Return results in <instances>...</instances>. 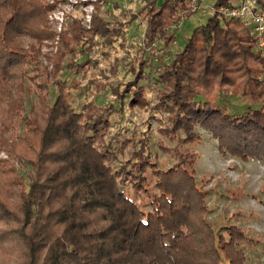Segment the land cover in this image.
<instances>
[{"label": "trees", "instance_id": "16d2710c", "mask_svg": "<svg viewBox=\"0 0 264 264\" xmlns=\"http://www.w3.org/2000/svg\"><path fill=\"white\" fill-rule=\"evenodd\" d=\"M233 2L218 0L207 23L160 67L158 105L168 113L167 134L178 142L200 141L196 127L208 125L212 131L218 127L220 140L240 156L263 157L264 50L246 21L220 11ZM47 8L44 0H0V121L5 125H0V148L11 151L2 132L21 125L25 153L19 154L27 157L26 145L35 148L33 158L19 159L32 168V184L21 191L19 209L10 210L0 197V210L15 217L10 226L16 230H3L23 239L26 264H252L241 247L248 229L230 224L218 231L207 217L206 193L194 170L196 153L160 144L175 160L169 168L160 167L146 136L112 133L119 109L86 101L76 111L63 81L53 104L49 82H35L40 94L26 114L30 83L37 76L28 68L36 70L32 63L39 51L24 48L23 39H46L40 24ZM196 10L190 0H150L134 14L146 22L145 48L161 40L169 46L175 41L170 28ZM107 24L97 17L86 29L75 19L64 32L65 51L87 53L95 36L111 34ZM138 63L135 78L117 90L122 105L128 96L131 107L150 104L139 84L145 62ZM68 64L79 71L90 65L73 59ZM231 95H244L259 106L233 114L217 102ZM16 179L23 187V176Z\"/></svg>", "mask_w": 264, "mask_h": 264}, {"label": "rangeland", "instance_id": "374dc122", "mask_svg": "<svg viewBox=\"0 0 264 264\" xmlns=\"http://www.w3.org/2000/svg\"><path fill=\"white\" fill-rule=\"evenodd\" d=\"M149 1L44 0L48 8L40 28L46 29V39H23L24 48L35 47L39 51L37 60L32 63L36 70L28 68L29 74L33 76L36 73L37 76L30 83L33 91L31 90L26 98V114L38 100L37 93L40 94L35 82H49V103L53 104L57 97L58 82L63 81L74 96L72 105L76 111H80L86 101H94L104 106L113 104L119 109L113 115L112 133L131 137L146 136L153 161L160 167L169 168L175 164L171 154L162 149L160 144L168 147L179 146L196 153L194 170L198 184L206 193L207 217L218 231H224V227L230 224L248 229V239L241 242V247L248 257L247 262L264 264V156H240L220 140L218 127L212 131L208 125L196 127L201 135L200 141L192 144L178 142L167 134L168 113L161 111L158 105L157 82L160 67L165 62L170 63L176 54L183 50L188 38L198 26L207 23L218 0H197L195 6L198 9L170 28V31L175 33L173 43L166 46L161 40L152 47L145 48L146 22L134 14ZM164 1L158 0V3ZM97 17L108 23L111 34L95 36L91 46H88L91 48L87 53L78 52L77 55H71L66 52L63 39L67 26H71L74 20L78 19L83 27L90 29ZM88 47L86 48L89 49ZM140 58L145 62L143 70L146 75L139 84L146 88L150 104L145 107H131L128 96L122 105V98L118 96L117 90L123 89L128 81L135 78L134 71L139 67ZM72 59L74 63L90 65L85 64L87 66L83 71H79L68 64ZM211 89L214 90V87ZM201 98L204 99H197ZM248 101L244 95H231L222 96L217 102L228 107L231 113L241 114L249 106H259L258 103L251 104ZM121 105L123 109H120ZM0 125L5 126L1 121ZM22 130L23 125L18 130H3L5 145L11 151L0 148V197L7 207L15 212L21 203V191L29 190L32 184V168L19 159L33 158L35 155V148L31 145H26L29 149V154L26 152L27 157L19 154L25 153V146L20 142ZM16 174L18 178L23 176V187L19 181L17 183ZM127 192L141 201L129 186ZM1 209L0 264H26L29 251L23 239L17 237L18 234L13 231L6 234V230H3L6 226L16 230L17 226H10L15 217L9 211L6 213L8 209Z\"/></svg>", "mask_w": 264, "mask_h": 264}, {"label": "built area", "instance_id": "2783aa9c", "mask_svg": "<svg viewBox=\"0 0 264 264\" xmlns=\"http://www.w3.org/2000/svg\"><path fill=\"white\" fill-rule=\"evenodd\" d=\"M197 0H190L193 9ZM220 11L227 17H238L246 21L252 31L259 50H264V8L259 0H238L232 6L223 5Z\"/></svg>", "mask_w": 264, "mask_h": 264}, {"label": "crops", "instance_id": "0c3cea01", "mask_svg": "<svg viewBox=\"0 0 264 264\" xmlns=\"http://www.w3.org/2000/svg\"><path fill=\"white\" fill-rule=\"evenodd\" d=\"M234 1H238V0H234Z\"/></svg>", "mask_w": 264, "mask_h": 264}, {"label": "snow or ice", "instance_id": "6c2138e0", "mask_svg": "<svg viewBox=\"0 0 264 264\" xmlns=\"http://www.w3.org/2000/svg\"><path fill=\"white\" fill-rule=\"evenodd\" d=\"M145 223H147V221H145Z\"/></svg>", "mask_w": 264, "mask_h": 264}]
</instances>
